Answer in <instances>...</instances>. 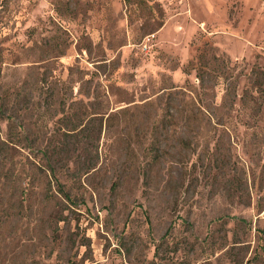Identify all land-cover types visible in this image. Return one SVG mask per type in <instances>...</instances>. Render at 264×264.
<instances>
[{
  "label": "rangeland",
  "instance_id": "obj_1",
  "mask_svg": "<svg viewBox=\"0 0 264 264\" xmlns=\"http://www.w3.org/2000/svg\"><path fill=\"white\" fill-rule=\"evenodd\" d=\"M0 103V264H264V0H0Z\"/></svg>",
  "mask_w": 264,
  "mask_h": 264
},
{
  "label": "trees",
  "instance_id": "obj_2",
  "mask_svg": "<svg viewBox=\"0 0 264 264\" xmlns=\"http://www.w3.org/2000/svg\"><path fill=\"white\" fill-rule=\"evenodd\" d=\"M0 118L7 119V120L10 119L9 115H5V111H4L2 103H0ZM8 122H10V124L8 125V128L12 129L11 121H8ZM9 143H13V144L15 143L14 139H12L11 136L8 135L5 139L0 138V154L7 152L6 147H8ZM59 190H61L65 194L66 197H69L68 193L63 191L61 186L59 187Z\"/></svg>",
  "mask_w": 264,
  "mask_h": 264
}]
</instances>
